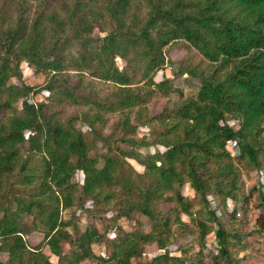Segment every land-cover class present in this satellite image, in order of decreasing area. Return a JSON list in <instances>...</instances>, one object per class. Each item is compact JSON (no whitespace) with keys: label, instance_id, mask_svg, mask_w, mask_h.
<instances>
[{"label":"trees","instance_id":"obj_1","mask_svg":"<svg viewBox=\"0 0 264 264\" xmlns=\"http://www.w3.org/2000/svg\"><path fill=\"white\" fill-rule=\"evenodd\" d=\"M28 1L33 0L18 4ZM147 1L140 21L130 17L131 0H101L99 7L93 0H64L61 10L37 12L31 18L19 11L14 22L0 28V253L6 255L0 264H78L83 258L98 264H134L131 258L150 243L163 252L144 264H203L201 247L190 252L189 246H178L179 254L169 249L171 224H183L180 214L196 222L203 248L205 236L214 233L218 251L212 258L235 264L229 243L239 234L218 222L208 195L219 196V205L228 199L237 202V160L258 168L264 163V0ZM94 27L104 34L94 36ZM176 39H183L205 62L199 70L186 67L200 85L195 95L184 98L170 95L171 78L154 79L166 61L164 47ZM74 41L79 47L66 62L64 50ZM117 55L126 59V68L116 64ZM23 60L52 75L70 63L75 70L111 83L102 96L78 94L68 86L58 93L53 81L41 86L48 92L53 89L52 103L86 104L80 117L91 129L103 122L106 111L115 110L125 111V127L133 109L134 127L156 122V148L138 160L142 172L136 173L125 154H105L98 166L97 157L89 154L91 143L72 116L61 120L58 110H45L49 102L29 101L32 85L8 83L11 76L21 77ZM76 85L81 86L80 79ZM17 99L20 112L5 116ZM151 106L159 111L152 112ZM130 140L148 143L144 138ZM230 141L237 144L235 156L227 148ZM31 152L41 154L37 177L30 172ZM125 163L130 172L117 174ZM76 170L83 173L80 190L71 180ZM184 183L194 189L193 197L182 192ZM81 195L96 199L105 210L114 209L110 216L114 222L138 212L149 218L151 228L119 230L115 238H106L107 255L97 254L91 245L101 238L98 230L86 226L70 231L69 222L60 216L61 209L75 205ZM160 202L173 205L158 210ZM197 205L203 213L194 208ZM257 206L262 209L255 223L264 229V192L259 193ZM236 209L234 204L232 213ZM25 214L39 219L42 243L61 260H51L40 244H28Z\"/></svg>","mask_w":264,"mask_h":264},{"label":"rangeland","instance_id":"obj_2","mask_svg":"<svg viewBox=\"0 0 264 264\" xmlns=\"http://www.w3.org/2000/svg\"><path fill=\"white\" fill-rule=\"evenodd\" d=\"M19 2L20 0H0V28H6L9 23L14 22L19 16V11L25 17L31 18L37 12L61 10L64 0H33L23 2L21 5L18 4ZM100 2L101 0H93V4L96 7L100 6ZM147 2V0H131L130 17L135 15L138 17L136 21H140L146 14ZM92 33L94 36H101L104 34V31L98 27H94ZM185 44L186 42L183 39H176L169 42L164 47L165 64L154 75L155 80H160L163 77L171 78L174 91L170 95L175 98L193 96L199 88V78L189 75L185 71L186 67L188 65H194L197 67V70L205 67V62L201 59L198 52L193 47L186 46ZM78 47L79 44L75 41L66 46L64 50L66 62H70L71 56L76 54ZM115 62L119 68H126L128 66L126 59L119 55L115 57ZM20 69L22 73L21 77L11 76L8 83L32 85L34 88L27 94L29 101L49 102L45 110L47 112L53 108L58 110L57 114L61 117V120L69 119L67 117L72 116L70 118L71 121L83 132L86 140L91 143L89 154L97 157L98 166L103 164L105 154H112L114 156L125 154L123 157L126 162L132 165L136 173L142 172L143 166L138 160L144 158L147 153L153 152L156 148L153 145L154 140L158 138L157 131L159 130V126L156 122H141L138 123L140 124L138 127H134L136 123L133 121V109L129 112V124L125 127L123 126L125 122V111L115 110L106 111L103 115V122L99 121L96 123L95 129H91L86 121L80 117L88 108L86 104L74 103L71 100L56 103L49 101L52 92L56 91L59 93L64 86L76 88L78 94L94 95L98 92L102 96L108 91L111 85L110 82L95 78L88 71L75 70L71 67L70 63L62 67L60 71L53 73V75L51 71L36 70L24 60L20 62ZM79 79L81 80L80 87L76 85ZM47 81L54 82V91L51 89L48 92L41 89V86ZM21 106V99L14 100L12 106L5 110V116L14 112H20ZM150 110L155 113L159 111V108L151 106ZM231 123L237 126L236 120H232ZM26 134H28V131H26ZM131 138L136 140L144 138L148 143H133L130 140ZM92 142L94 143L93 145ZM227 148L231 154L236 155L238 147L235 141L228 142ZM31 155L29 164L30 168H34L35 171L30 170V172H35L37 177L42 165L41 154L31 152ZM237 166L240 171V186L237 202L233 203L234 201L232 202L231 199H228L225 205H219V196L208 195L210 206L217 213L218 222H221L226 228L233 229L234 232L239 234L229 243L231 257L235 258V264H264V229H260L255 223V217L262 209L257 206V203L259 201V193L264 192V163L261 164L262 167L258 168L247 163L245 160H237ZM120 170L129 173L131 169L125 163L123 168L117 169V174H119ZM82 178L83 173L80 170H76L71 177V180L76 182L79 190ZM181 190L185 195L190 197H193L195 194L194 189L189 183H184L181 186ZM77 194H80L79 191ZM234 204L237 207L236 214L232 213ZM172 205L173 202H160L157 209L166 211ZM197 206L194 208H199L203 213L204 208L199 205ZM114 213V209L105 210L104 206H101L100 202H97L96 199L92 201L81 195V200L79 202L77 201L75 205L61 209L60 216L63 220L69 222L67 228L70 231L83 230L86 226L96 228L101 234V238L92 243V249L97 254L107 255L108 247L106 245V238H115L119 230L120 232H125L136 227L147 231L152 225V222L147 216L138 212L130 217L122 216L114 222L110 217ZM180 216L183 224L177 225L174 222L171 224L172 231H174L173 242L169 246L171 253L179 254L178 246L182 245L189 246L190 252H195L201 247L203 264H214L213 261L225 264L221 259L216 257L212 258V253L216 254L218 251L214 233L209 232L205 236L203 248L196 222L192 221L186 214H180ZM24 221L25 228L28 231L25 235L28 244L42 245L43 251L49 255L50 259L57 261L59 259L58 256L51 253L48 246L42 243L44 241L43 226L40 224L39 219L34 214H25ZM213 226L216 227L217 223ZM67 248L68 245L65 244L64 251ZM161 252H163V249H160L156 243H150L144 245L141 255L133 256L131 260L134 264H144L151 257ZM5 257V253H0V258L4 259ZM78 264H98V262L93 259L83 258ZM152 264H157V262H153Z\"/></svg>","mask_w":264,"mask_h":264}]
</instances>
